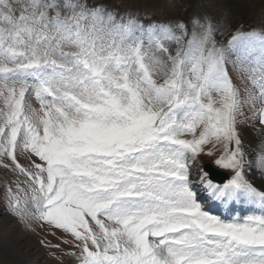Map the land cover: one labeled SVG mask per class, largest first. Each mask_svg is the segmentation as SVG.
<instances>
[{
    "label": "snow or ice",
    "instance_id": "obj_1",
    "mask_svg": "<svg viewBox=\"0 0 264 264\" xmlns=\"http://www.w3.org/2000/svg\"><path fill=\"white\" fill-rule=\"evenodd\" d=\"M191 24L145 29L87 0H0V156L29 177L39 219L81 242V264H264V191L245 175L236 128L243 103L264 105V32L225 48L210 20ZM237 47L256 89L244 101L227 69ZM214 151L233 174L215 184L203 173L205 193L252 214L223 219L198 199L189 165Z\"/></svg>",
    "mask_w": 264,
    "mask_h": 264
},
{
    "label": "rangeland",
    "instance_id": "obj_2",
    "mask_svg": "<svg viewBox=\"0 0 264 264\" xmlns=\"http://www.w3.org/2000/svg\"><path fill=\"white\" fill-rule=\"evenodd\" d=\"M87 2L106 7L116 14L118 20L120 17H124L125 20L132 17L141 25L182 22L191 32L193 19H200L201 22L205 19L210 20L215 29L214 38L218 46H222L224 41L229 42L238 32H264V0H87ZM167 46L170 50L176 47L175 44ZM244 64L246 60L240 47L228 52V65L242 101L247 100L245 89H250L256 94V89L248 81L247 73L240 70ZM213 98L218 99L216 94H213ZM25 101L39 111L40 104L31 90L26 94ZM262 107L264 105L258 101L243 103L240 109L242 114L237 115L236 128L242 141L245 175L254 186L264 191L260 183L254 180V176L264 180V163H258V157L264 160V124L260 123L258 114ZM5 110L3 98H0V112ZM200 130L197 129V135ZM254 137L256 141L252 142L251 138ZM219 154L216 151L212 156L201 153L194 162H190V171L196 172L202 162H208L232 175L231 170L222 169L215 164ZM16 156L25 169L32 170L27 153L17 148ZM31 159L39 162L35 156ZM256 173L259 175L256 176ZM30 185L29 177L15 167L10 157L0 156V264H81L82 246L77 247L81 242L70 233L39 219L31 203ZM21 189L23 191H20ZM10 195L20 198L18 205L20 214L10 208ZM89 222L94 225L90 218ZM89 247L94 250L91 243Z\"/></svg>",
    "mask_w": 264,
    "mask_h": 264
},
{
    "label": "bare ground",
    "instance_id": "obj_3",
    "mask_svg": "<svg viewBox=\"0 0 264 264\" xmlns=\"http://www.w3.org/2000/svg\"><path fill=\"white\" fill-rule=\"evenodd\" d=\"M251 141L253 142H255L256 140H255V137L254 138H251ZM259 174H257L256 173V176H258ZM254 180H255V182L256 183H260V185H261V187H263L264 188V180L263 179H261L260 177H255L254 176ZM236 202H238V201H236Z\"/></svg>",
    "mask_w": 264,
    "mask_h": 264
},
{
    "label": "water",
    "instance_id": "obj_4",
    "mask_svg": "<svg viewBox=\"0 0 264 264\" xmlns=\"http://www.w3.org/2000/svg\"><path fill=\"white\" fill-rule=\"evenodd\" d=\"M208 172L210 173L211 178L219 179L221 176L213 171L210 167H207Z\"/></svg>",
    "mask_w": 264,
    "mask_h": 264
}]
</instances>
